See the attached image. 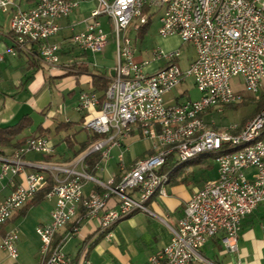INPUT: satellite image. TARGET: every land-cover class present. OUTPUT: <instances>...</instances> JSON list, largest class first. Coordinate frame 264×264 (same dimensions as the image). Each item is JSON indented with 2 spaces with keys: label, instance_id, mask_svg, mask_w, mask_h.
<instances>
[{
  "label": "built area",
  "instance_id": "1",
  "mask_svg": "<svg viewBox=\"0 0 264 264\" xmlns=\"http://www.w3.org/2000/svg\"><path fill=\"white\" fill-rule=\"evenodd\" d=\"M87 0H34L27 10L21 9L13 0H0V13H11L10 33L12 45L7 52H34L40 63L49 70L60 65L62 44L52 42L61 30L60 21L68 19L79 5ZM96 6L83 20L84 29L73 33L67 45L78 49L84 55L95 57L107 46L109 35L104 33L101 18L111 27L110 37L115 45L116 65L114 75L105 91L104 99L99 94L82 91L78 95L76 110L83 114L81 128L91 136L98 137L87 151L99 153L101 162L108 159L117 149L119 166L124 164L127 151L126 140L144 138L155 146L162 140L188 138V149L172 150L171 154L156 156L136 172L132 178H125L120 191H111L113 178L102 182L87 173L83 160L71 164L34 165L38 171L27 172L29 165L24 157L28 153L51 156L54 153L49 140L44 136H30L23 146L11 155H0V197L5 189L9 192L0 198V226L7 224L50 179L51 189L45 196L53 201L49 222L36 228L39 237L40 259L45 264L46 239L51 231L70 218L74 206L86 205V214L81 221L97 219L98 227L91 238L85 239L74 257L63 252L59 245V264H92L88 258L94 241L103 236L109 240L110 229L116 219H125L128 213H150L142 207L143 195L156 192L164 197L167 191L157 190V179L162 177L163 168L169 157L173 163L192 152L216 150L233 145L234 141L247 140L258 130L264 129V122H251V130L240 136H232V127H216L212 121L190 123L186 129L176 133H158L155 118L175 121L177 117L197 111L203 102H221L227 96L240 97L232 79L241 77L242 88L251 94L264 90V0H94ZM156 11H163V19H157V33L160 38L176 36L181 45H191L194 59L180 68L177 61L179 47L165 51H152L153 60L135 57L134 42L128 30H138ZM73 30L74 25L70 26ZM4 59L0 52V62ZM156 64L153 70L148 67ZM93 67H96L93 64ZM191 81L200 94L191 100L187 90L180 87ZM176 91L174 96L166 95ZM214 113V112H213ZM212 114H209V116ZM150 121L154 131H140L137 137L121 136V129L130 122ZM216 127L224 132V139H203L194 144L196 128ZM104 136H112L110 149L97 150V142ZM86 154V155H87ZM216 176L194 191L183 209L175 228H170V243L149 257L146 264H192L201 259L200 250L214 237L220 236L227 252L236 253L237 240L246 217L259 206H264V143L260 148L246 150L231 159L213 160ZM99 165L96 166L98 168ZM217 175H224L223 184H216ZM19 182H16V179ZM92 182V201L80 203L86 183ZM169 186H167L168 189ZM105 191L103 200H94V193ZM115 197L114 207H109L110 198ZM79 233V225L65 236V244ZM17 230L5 233L0 249L13 260L18 258L15 242ZM54 245L57 242L54 240ZM52 264V260L51 263Z\"/></svg>",
  "mask_w": 264,
  "mask_h": 264
},
{
  "label": "crops",
  "instance_id": "2",
  "mask_svg": "<svg viewBox=\"0 0 264 264\" xmlns=\"http://www.w3.org/2000/svg\"><path fill=\"white\" fill-rule=\"evenodd\" d=\"M13 1L23 10L31 8L34 4V0ZM95 6L96 2L94 0H87L81 3L68 19L60 21L61 30L57 36L52 38V42L62 44V51L60 53V65L56 70L52 71L47 69L40 63L39 59L34 54L35 51L18 53L16 56H12L7 52V49L12 45L10 33L11 13H0V52L4 57L3 61L0 62V127L12 126L16 124L23 116H29L30 127L22 134V136L28 137L30 135L38 136V134L36 133L40 131L45 133V129H48L47 133H49L52 126L55 128V126L61 122L71 123V128L67 130L71 131V135H67L64 141H66L68 145L76 143L75 130L77 128H79V130H83L81 128V123L83 122V114L79 113L76 110L78 95L82 91H90L93 89L91 87V76L89 69L88 73H82L80 70H78V68H76L75 70H73L74 75L64 76L65 73L69 72L67 70V63H69L68 61L73 62L70 66L77 65L76 67H79L82 65L88 67L84 63V60L82 61V59H75V57L72 56L74 48L68 46L66 42L73 33L80 32L84 29V24L82 22L89 16L90 11L93 10ZM86 15V18L81 19ZM71 25H74L73 30H71L70 28ZM76 26L82 27L81 30L75 31ZM66 32L68 33L65 34ZM169 39L177 40V46L175 47L176 49L179 46V40L176 36L161 38V40L164 42L168 41ZM171 50L172 49H166L165 51ZM82 55L84 54L82 53ZM61 58L66 59V63L61 62ZM155 67L156 64H152L148 67V69L153 70ZM44 69L48 71V78H50L51 81H56V89L58 90V92L61 91L63 93L65 91H69L71 92V94L69 95L72 96L75 94L76 89L77 96L75 102L73 103V109L79 115L77 116L78 120H74L73 118H65L63 121L56 122L53 112L50 110L51 101L47 100L45 95L39 96L36 99L29 98L23 103L16 102V99H19L21 97L20 94L22 93V91H24L23 88H25V85L23 86V79H32L31 82H28L29 85L27 88L31 91H34L39 83H43ZM29 73H31L32 76L28 77ZM113 75L114 72L112 70L109 75L106 76L111 78ZM12 88L16 89L15 94H12L13 92H10ZM25 90L27 91V89ZM13 95L15 96V98ZM47 107L48 110L45 115L44 110ZM61 107L62 105L60 106L59 104V111L55 112V114L61 113ZM43 111L44 113L41 114ZM213 111L214 110H212L211 112H207L203 116V119L207 114L213 113ZM33 112H36L42 116H46V118H44V120H41L36 126V133L29 130L34 125L31 118V114ZM90 136L91 135L87 133L85 139L82 142L86 141ZM137 136H139V132L132 131L128 137ZM132 139L126 140V152H128V143ZM82 142L78 143L79 146ZM49 143L54 149V153L51 156H43L39 154L40 157L38 158L27 159L26 156L29 153L25 155V161L29 165H33L32 167L28 166L25 168L27 172L38 171V169L34 165L57 164L56 159H58V155L56 145H53L50 140ZM14 150L15 149H12L10 147H0V155H11ZM150 150L151 146L145 151L142 157L130 158V160H128L127 162L124 160V163L126 165L125 169H129L136 161L148 157L151 152ZM86 151L87 150L81 153L76 159L72 160V162L83 160V157H85L87 154ZM71 163L66 162L64 164L68 165ZM100 168V166L96 168V173L98 170H100ZM116 169L117 171L108 174L106 181H101L108 182L112 178L115 182L116 180H120L123 171L119 166L118 160L116 162ZM215 176L216 169L214 176H212L210 179L215 178ZM16 182H19L18 178L16 179ZM168 186V189H165V191H167L166 196H154L146 203L145 206L148 208L150 213L136 212L131 216L122 219L111 228V237L109 240L104 238H97L94 241V244L92 245L88 253V258L92 262V264H146L150 256L166 247L170 243V228H175L177 226V222L182 216L183 209L189 197L202 185L191 190H187L179 184H169ZM94 189H96V187L92 182L86 183L83 188L84 196L88 197L90 195V191ZM8 192L9 190L5 189L0 198L8 194ZM115 199V197L110 198L108 202L109 207L115 206ZM49 202L50 209L46 214L44 222L40 223L39 226L49 222L50 213L54 205L53 201ZM17 219L0 226V243L6 233V228L11 225L12 222L17 221ZM72 226L73 223H69L55 235L54 240L56 242L61 241L67 234V232L71 230ZM97 227V219L83 220L80 222L79 233L73 237H77L79 239L76 253L79 249L80 244L85 239L91 238L94 235ZM71 241L69 240L68 242ZM66 245L67 243L64 244V247H66ZM64 247L63 252L66 255L70 257H74L76 255V253L75 255H70L69 252H65ZM237 247L238 250L236 253L227 252L223 247L221 237L216 236L200 250L201 259L193 262L192 264H264V206H259L256 210L253 211L251 215L244 219L238 236ZM92 254L95 255L93 256L94 258H90V255ZM0 264H17V259H11L7 252L2 250L0 251ZM34 264H43V262L39 257L37 262H35Z\"/></svg>",
  "mask_w": 264,
  "mask_h": 264
},
{
  "label": "rangeland",
  "instance_id": "3",
  "mask_svg": "<svg viewBox=\"0 0 264 264\" xmlns=\"http://www.w3.org/2000/svg\"><path fill=\"white\" fill-rule=\"evenodd\" d=\"M161 15H162L161 11H156V15L152 19L150 26L148 27V29L146 30V32L144 33L142 37L137 36V32L133 29V27H131L128 30V36L134 42L135 51H136L135 57L138 60L143 59V60L151 61L153 60L152 51L154 49L160 48L163 50H166V49L174 50L175 47L177 46L176 39H169L168 41L164 42L159 37L157 33V30H158L157 19H159ZM86 17L87 15L83 16L81 19L86 18ZM101 22L103 25L102 27H103L104 33L109 35L107 46L103 49V51L97 54L95 57H92V56H84L82 55L81 51H79L78 49H74L72 56L75 57V59H82V61L84 60V63L88 66V69L91 74L109 75V73L113 70V68L116 65L115 45H114L113 40L110 37L111 27L107 24L104 18H101ZM81 28L82 27L80 26H76L75 31H79L81 30ZM67 33L68 32H66L65 34ZM178 47L180 49L181 56H180V59L177 61V64L180 68H184L186 67L187 63L190 60L194 59L195 51L191 45L179 44ZM65 61L67 60L61 58V62H65ZM68 62L69 63H67L68 65L67 70L71 73H74L73 70L78 68L76 67L77 65L70 66L73 62L71 61H68ZM93 64H95L96 67H93ZM43 73H44L43 83H39L34 91H31L27 88L29 85L28 82H31L32 79H28V80L23 79V86L25 85V88H23L24 91H22V93L20 94L21 97L19 96L20 98L16 99V102L23 103L27 101L29 98L36 99L39 96L45 95L47 100L51 101L50 110L53 112L56 122L63 121L65 118H73L74 120H78L77 116L79 115L73 109V103L75 102V99L77 96L76 89H75V94L72 96L69 95L71 94V92L69 91L68 92L65 91L63 93L61 91L58 92V90L56 89V81L49 80L47 70L44 69ZM29 76H32L31 73H29L28 77ZM232 85L236 89H238V94L242 98L241 104L235 109L233 108L223 109L222 108L221 112H217L216 110H214L213 111L214 113H211L212 115L209 116V114H207L204 117L203 119L204 121L205 120L212 121L216 125V127L226 128L231 125H236V127L241 128L244 125V123L252 120L257 115H259L260 112L263 111L264 107L261 110H259L257 113H255L254 115H251L252 112L256 109V107L260 103V101L263 100L262 95H263L264 90L263 92L257 95L246 92L242 88L243 81L241 77L233 78ZM25 89H27V91ZM180 90H187L186 96L191 100H197L200 97V94L194 88L191 81H187L186 83H184L180 87ZM10 92H13L12 94H15L16 89L12 88ZM174 94H176V91L166 95V99L167 100L170 99V97L173 96ZM59 104L60 106L62 105L61 107L62 111L60 109L61 113L55 114V112L59 111L58 109ZM31 118H32L34 125L29 130H31L32 132H35L36 126L39 124L41 120H44L46 116H42L36 112H33L31 114ZM216 127H212V128L214 130L222 132L220 128H216ZM36 134L45 136L51 141L53 145H56V150H57V155H58V159H56V161H57V164L62 165L66 162L71 163L72 160L76 159L80 155L79 154L78 156H75L74 152L79 149L78 143L82 142L85 139L87 133L84 130H79V128H77L75 130V142L76 143L72 144V147H69L66 141H64L67 135H71V131H67V132L59 131L56 133L55 128L52 126L50 128L49 133H44L40 131V132H37ZM150 145L151 143L147 139L133 138L128 143V152H125L124 160L127 162L128 160H130V158L142 157L145 151L150 148ZM118 154L119 152L117 149L111 151L108 159L106 160V163L101 162L99 164L101 168L94 175V178L100 179L102 181H106L109 173L117 171L116 162L118 160L117 159ZM38 157H40V155L33 153V152L29 153L26 156L27 159H31V158L35 159ZM208 165H212V166L208 167ZM124 168L125 167H121V170L123 171L122 175H124V173L130 169V168L129 169H124ZM215 169H216L215 164L212 158H205L203 160H200L197 163L194 162L190 164L189 166H186L185 168H183L182 172L179 175L180 176L179 178L184 179V182L180 183L179 185L184 187L187 190L188 189L191 190L201 185L203 186V184L206 181H210L209 179L212 176H214ZM49 209H50V202L48 200H43L40 203H37L31 206L27 210L24 216L17 219V221L12 222L11 225H9L6 228L7 229L6 233L10 232L11 230H17L18 232V239L15 242V247H16L17 254H18L17 264H34L39 259L41 243H40L39 237L36 234V228L39 226L40 223L44 222L46 214L49 211ZM78 242H79V239L77 237L73 238L71 242H67L66 247H64V251L69 252L70 255H73V254L75 255ZM0 251L2 250L0 249ZM93 256L95 255L94 254L90 255V258H94Z\"/></svg>",
  "mask_w": 264,
  "mask_h": 264
},
{
  "label": "bare ground",
  "instance_id": "4",
  "mask_svg": "<svg viewBox=\"0 0 264 264\" xmlns=\"http://www.w3.org/2000/svg\"><path fill=\"white\" fill-rule=\"evenodd\" d=\"M162 15L159 19H163V11ZM262 18H264V11H262ZM255 95L259 93H254ZM240 103V97L237 96H227V98L221 99V102H203L200 106L197 107V111H189L187 115H182L177 117L175 121H165V118H155V126H158V133L170 134L176 133V131L180 129H186L188 124L202 122L203 116L209 112V110H216L217 112H221L222 108L226 105H234ZM251 122H264V109L252 120L244 123V125L240 127H232V136H240V134L245 133V130H251ZM154 131V124L150 121L143 122H130L129 126L121 129V136L128 137L130 133L133 131ZM224 139V132H218L214 130L212 127H199L196 128V136H194V144H202L203 139ZM261 143H264V129L258 130L254 133L253 136L247 138V140L234 141L233 145L228 147H220L216 150H205V151H196L192 152L191 155L182 156L179 160H176L174 163L183 164L187 163L191 160H194L197 157H201L202 155H211L214 156V160L217 159H231L233 156H238L246 150L258 149L261 146ZM112 146V136H104V139L99 140L97 142V150H105L110 149ZM188 149V138H178L176 140H162V142H158L155 146H151V152L148 157L140 159L137 161L129 170H127L124 175L120 178V181L116 184L113 181L111 184V191H120L123 188V182H125V178H132V176L136 175V172H139L144 166H147L149 162L156 156H165L171 154L172 150H186ZM125 169V168H124ZM127 169V168H126ZM170 172H164L162 177L157 179V190L165 191L167 186L170 183ZM224 175H217L216 184H223ZM156 196V192H148V195H143L142 198V207H146L145 204L152 197ZM105 198V191L94 193V200H103ZM92 201V194L88 197L84 195H80V203H89ZM82 209L83 213L86 214V205L85 204H77L73 208V214L70 215L68 220H65L62 223H58L57 227L52 229L51 231V239H46V249H45V264H50L52 260V264H59V258H57V252H59V245L65 244V236H67L72 229L78 227L75 224L77 221L79 210ZM134 213H128V217ZM84 217V216H83ZM122 219H116L115 224L118 223ZM69 223H73V226L70 231L63 237L61 241L57 242V245H54V237L55 235L66 227Z\"/></svg>",
  "mask_w": 264,
  "mask_h": 264
},
{
  "label": "trees",
  "instance_id": "5",
  "mask_svg": "<svg viewBox=\"0 0 264 264\" xmlns=\"http://www.w3.org/2000/svg\"><path fill=\"white\" fill-rule=\"evenodd\" d=\"M152 20H148V22L143 25L137 32V36L138 37H142L144 35V33L146 32V30L148 29V27L150 26ZM37 63V62H35ZM78 70H80L82 73H88V67L86 66H79ZM74 75V73L68 72L65 73L64 76H72ZM91 87L93 89L94 92L99 94L100 100L104 99V94L105 91L107 90L109 83H110V78L107 77L106 75H102V74H91ZM49 80H51L49 78ZM262 101H260V103L258 104V106L256 107V109L252 112L251 115H254L255 113H257L259 110H261L264 107V92L262 95ZM239 104H234V105H226L223 107L224 108H237ZM48 110V107L45 108V115L46 112ZM44 111L41 113L43 114ZM212 110H209V112H211ZM72 124L71 123H59L55 126V131L59 132V131H67L71 128ZM30 127V123H29V116H23L16 124L12 125V126H6V127H0V147H4V148H12V149H18L21 146H23V144L25 143V140L30 137V136H22V134ZM48 132V129H45V133ZM221 132V131H220ZM33 136V135H32ZM98 137L96 136H90L88 137V139L84 142H82L79 146V149L77 151L74 152L75 156H78L79 154L83 153L85 150H87L89 148V146L95 141L97 140ZM69 147H72L71 144L68 145ZM47 158V157H46ZM205 158H212L214 160V156L211 155H202L199 158H196L194 160H191L187 163H183V164H177L173 163V156L169 157L164 168L163 171L169 173L170 172V185H178L180 183L184 182V179H180L179 175L182 172L183 168H185L186 166H189L190 164L194 163V162H199L200 160H203ZM84 163L87 167V173L90 174L91 176L95 175L96 173V166L98 164L101 163V156L99 153H90L87 154L84 158ZM212 165H208V167H211ZM212 180V179H209ZM120 181V180H119ZM118 180H116V184L119 182ZM207 182V181H206ZM205 182V183H206ZM53 185V182L49 179L47 181V185L41 189L20 211H18L16 213V215L10 220L13 221L17 218H20L22 216H24L27 212V210L37 204L40 203L41 201L45 200V196L48 193V191L51 189ZM204 185V184H203ZM100 192V191H98ZM84 216L83 210L80 209V212L78 213V217H77V221L75 222L76 225H79L81 222V217ZM9 221V222H10ZM111 232V229H110ZM99 238H103V236L99 237ZM98 238V239H99ZM94 244V243H93Z\"/></svg>",
  "mask_w": 264,
  "mask_h": 264
}]
</instances>
